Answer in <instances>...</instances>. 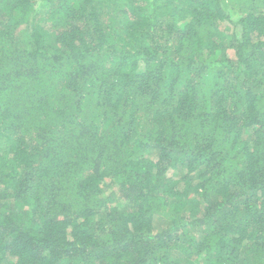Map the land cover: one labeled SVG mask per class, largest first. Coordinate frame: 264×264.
Here are the masks:
<instances>
[{
    "label": "trees",
    "instance_id": "1",
    "mask_svg": "<svg viewBox=\"0 0 264 264\" xmlns=\"http://www.w3.org/2000/svg\"><path fill=\"white\" fill-rule=\"evenodd\" d=\"M0 264H264V0H0Z\"/></svg>",
    "mask_w": 264,
    "mask_h": 264
}]
</instances>
